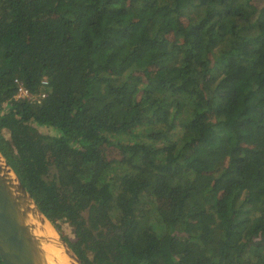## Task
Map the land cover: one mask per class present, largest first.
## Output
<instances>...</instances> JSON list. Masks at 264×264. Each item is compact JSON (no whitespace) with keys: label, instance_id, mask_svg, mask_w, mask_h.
Returning a JSON list of instances; mask_svg holds the SVG:
<instances>
[{"label":"trees","instance_id":"1","mask_svg":"<svg viewBox=\"0 0 264 264\" xmlns=\"http://www.w3.org/2000/svg\"><path fill=\"white\" fill-rule=\"evenodd\" d=\"M0 152L82 264H264V0H0Z\"/></svg>","mask_w":264,"mask_h":264},{"label":"water","instance_id":"2","mask_svg":"<svg viewBox=\"0 0 264 264\" xmlns=\"http://www.w3.org/2000/svg\"><path fill=\"white\" fill-rule=\"evenodd\" d=\"M37 217L49 228V242L63 251L67 262L82 264L0 152V260L3 264H50L44 259L42 250L47 240L34 234Z\"/></svg>","mask_w":264,"mask_h":264},{"label":"bare ground","instance_id":"3","mask_svg":"<svg viewBox=\"0 0 264 264\" xmlns=\"http://www.w3.org/2000/svg\"><path fill=\"white\" fill-rule=\"evenodd\" d=\"M34 234L39 238L42 237L43 241L47 240L42 244V250L45 253L44 259L46 260V262H49L50 264H71L68 263L69 261L67 260V257H65L62 253L63 251L53 246L52 243L49 242L51 241V231L39 217H37V219L35 220Z\"/></svg>","mask_w":264,"mask_h":264},{"label":"rangeland","instance_id":"4","mask_svg":"<svg viewBox=\"0 0 264 264\" xmlns=\"http://www.w3.org/2000/svg\"><path fill=\"white\" fill-rule=\"evenodd\" d=\"M38 130L43 134H48V135L54 134L49 129L39 128ZM53 174H54V171L51 170V172L49 173V176H53ZM57 226H58L57 230L62 235L63 239L64 237H66L67 239L69 238V240H73L74 238L73 231H72V228L68 226V224L62 223V224H57Z\"/></svg>","mask_w":264,"mask_h":264},{"label":"built area","instance_id":"5","mask_svg":"<svg viewBox=\"0 0 264 264\" xmlns=\"http://www.w3.org/2000/svg\"><path fill=\"white\" fill-rule=\"evenodd\" d=\"M15 83L18 84V90H17V94L15 96V99H22V100L33 99L31 94L25 88H23L21 85H19V81L15 80ZM43 83L46 84L45 82H43ZM39 97H40V99L38 100V102H40L41 100H43L45 98V94H41Z\"/></svg>","mask_w":264,"mask_h":264}]
</instances>
